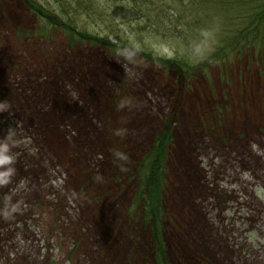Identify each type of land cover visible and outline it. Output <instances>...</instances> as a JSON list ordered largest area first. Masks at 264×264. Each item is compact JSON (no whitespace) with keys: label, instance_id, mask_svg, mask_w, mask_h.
Here are the masks:
<instances>
[{"label":"rangeland","instance_id":"obj_1","mask_svg":"<svg viewBox=\"0 0 264 264\" xmlns=\"http://www.w3.org/2000/svg\"><path fill=\"white\" fill-rule=\"evenodd\" d=\"M117 1L115 14L139 4L128 16L143 20L130 30L141 36L131 40L159 55L204 40L214 51L182 74L134 54L142 64L128 76L125 56L118 62L55 30L43 38L48 31L22 0H0V100L12 105V115L0 113V138L19 122L7 141L16 161L3 166L17 172L0 186V264H157L138 168L168 122L166 262L264 264V17L252 24L247 15L264 0H242L241 9L213 0L208 27L189 47L179 0ZM248 21V45L236 48ZM122 96L134 101L118 110ZM24 137L35 155L14 143ZM12 204L18 211L5 218Z\"/></svg>","mask_w":264,"mask_h":264},{"label":"trees","instance_id":"obj_2","mask_svg":"<svg viewBox=\"0 0 264 264\" xmlns=\"http://www.w3.org/2000/svg\"><path fill=\"white\" fill-rule=\"evenodd\" d=\"M27 8L40 20L41 17L46 16L51 27L47 25L42 26L43 30L48 31V34L43 33L41 36L43 38H48L51 30L59 31L65 34L72 42L80 43H89L96 46H102L106 48V45L103 41H97L91 39L83 34L78 33L76 30L68 23L62 21L59 17L52 14L47 8L42 7L39 0H22ZM125 1V0H122ZM178 1V0H173ZM216 1V0H215ZM231 5L233 7L241 9V5H244L242 0H232ZM86 2V0H83ZM181 6L182 16V26L180 41L183 40L184 43L188 45L192 44L194 37L205 28H207L208 18L206 10L210 7L213 0H179ZM61 3H64V0H61ZM225 3V1H224ZM118 3L116 0V6L114 8V14L118 11ZM127 5L124 4V11L121 13L125 17L133 14L135 7H138L139 4L136 2L133 9H126ZM202 10L204 13L202 14ZM257 10L260 12H257ZM252 20V24L257 21V17H264V4L261 7H257L255 10H251V13H247ZM242 23V30L240 32L242 35L239 36L238 41H234L233 46L241 48L248 45V40L246 39V34L249 32L250 22ZM257 25V23L255 24ZM253 27H256V26ZM244 38V39H243ZM131 45L132 40L126 42ZM241 44V45H240ZM189 47V46H188ZM130 51H133L134 54L139 55L141 58L145 59L148 63L159 66L160 62L163 59L162 55H159L154 50L151 52V48H147L145 52L141 49L130 48ZM218 55V54H217ZM164 68H170L171 70L176 71L177 73H185L190 67L183 59H177L175 61H168ZM172 140V128L171 122H168L166 127L161 130L155 137L153 143L150 146L148 153L144 156L143 160L140 163L138 168V178H139V189L137 191L138 207L140 211V217L142 221L147 224L149 229V235L152 242L153 249L155 251V259L157 264H168L166 262V253H165V244H164V234H165V221L167 219V213L164 204V188H165V177H166V160L169 149V144Z\"/></svg>","mask_w":264,"mask_h":264},{"label":"clouds","instance_id":"obj_3","mask_svg":"<svg viewBox=\"0 0 264 264\" xmlns=\"http://www.w3.org/2000/svg\"><path fill=\"white\" fill-rule=\"evenodd\" d=\"M41 6L47 8L52 14L59 17L65 23L70 24L78 33L85 34L89 41L95 39L97 41H103L106 45V51L113 57L117 58L119 62L120 56H125L127 64L124 65L128 76L133 74V69L129 66L132 64H142L134 58V52L130 51V48L141 49L145 52L146 47L139 44L135 40H132V44L129 45L126 42L131 39L132 35L141 36L139 31L132 33L130 30L137 25L143 23V20L133 17H125L123 14H114V8L116 6V0H40ZM41 25L51 27L47 17H41ZM207 35V33H205ZM155 45L149 44L147 48H151V52ZM214 51V41L204 40L194 49H187L184 46L170 47L166 52L162 53L163 59L160 62L159 67H165L168 61H175L177 59H183L190 67H197L203 61L207 60L210 54ZM143 66H145L143 64ZM68 96L71 97V101H80L78 91L72 86L71 83L66 85ZM134 97L122 96L116 103L118 110H123L126 106L132 105ZM81 103V101H80ZM12 105L5 99L0 100V113H11ZM19 126V122L16 125H9L6 137L0 138V186L8 185L12 179L13 174L17 172L15 167L5 168L4 165L12 164L16 161V154H9L8 140L12 138L16 133V128ZM126 129H117L118 135H124ZM15 144L23 143L28 148L30 154L35 155L38 152V147L32 146V140L30 137H24L23 140L14 141ZM255 148V145L253 146ZM117 155L127 159V155L120 150H115ZM96 178H100L99 175ZM26 178H22L17 185V189H23L26 187ZM13 190V191H16ZM260 194H264V190ZM5 201L11 200V194L4 196ZM7 208V203L5 204ZM18 211V204H12L10 209L3 211V216L8 218L11 213Z\"/></svg>","mask_w":264,"mask_h":264}]
</instances>
